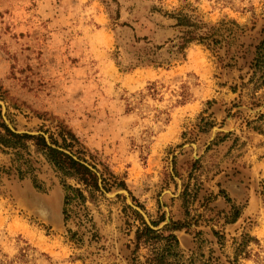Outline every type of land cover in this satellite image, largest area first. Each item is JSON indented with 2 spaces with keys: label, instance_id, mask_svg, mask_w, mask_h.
<instances>
[{
  "label": "rangeland",
  "instance_id": "obj_1",
  "mask_svg": "<svg viewBox=\"0 0 264 264\" xmlns=\"http://www.w3.org/2000/svg\"><path fill=\"white\" fill-rule=\"evenodd\" d=\"M263 40L264 0H0V124L92 173L0 146V264H152L144 224L172 261L264 264Z\"/></svg>",
  "mask_w": 264,
  "mask_h": 264
},
{
  "label": "trees",
  "instance_id": "obj_2",
  "mask_svg": "<svg viewBox=\"0 0 264 264\" xmlns=\"http://www.w3.org/2000/svg\"><path fill=\"white\" fill-rule=\"evenodd\" d=\"M175 19L177 21V27H193V24H191L190 21L184 16H178L175 17ZM195 41H203V38H197V36L193 34V31L186 32L181 38V42L173 46L176 49V54L183 57L186 46ZM214 42L216 43L217 41ZM262 59H264V40L257 48V64L261 62ZM0 128L3 131V133H0V146L6 148H16L18 146L25 147L24 142L33 141L35 143V146L39 149L40 152H42L46 159L51 164H53L63 175L68 177H77L83 184H90L89 180L92 174L91 171H89L83 164L75 160L73 156L66 154L59 148L48 145L43 137L14 133L10 131L4 124H0ZM94 187H97V185L94 184ZM68 189L77 192V190H74L71 187H69ZM79 195L80 198L84 199L81 193ZM70 200L71 197L68 194L65 198V201L66 203H68ZM234 217H238V212L235 211ZM172 226L174 230L183 227L181 224L177 223H172ZM136 240L138 248L142 242L147 244H155V242H157L158 240H163L165 242L161 253L154 252L150 260L152 264H181L178 259H174V261L169 259V257H177V254L173 251L179 245L178 239L175 235L171 234L168 237H164L162 234H157L156 231L151 230L144 224L143 229L137 232ZM218 240L220 242L221 237H219ZM192 262H194V260H191L189 264H192Z\"/></svg>",
  "mask_w": 264,
  "mask_h": 264
},
{
  "label": "water",
  "instance_id": "obj_3",
  "mask_svg": "<svg viewBox=\"0 0 264 264\" xmlns=\"http://www.w3.org/2000/svg\"><path fill=\"white\" fill-rule=\"evenodd\" d=\"M8 126H9V128H10L12 131H14V130L10 127L9 124H8ZM118 194H123V195H125L126 197H128V193H127V191H125V190H123V189L119 190L118 193H115V194H112V195H107V196H108L109 198H113L114 196H116V195H118ZM127 202H128V204H129L130 206H132V207L135 208L138 212H140V213L142 214V216L144 217L146 223H147L151 228H153V227L151 226L149 220L146 218L145 214L142 213V212H141L139 209H137L136 207H134V206L131 204V202H130L129 199H127Z\"/></svg>",
  "mask_w": 264,
  "mask_h": 264
}]
</instances>
